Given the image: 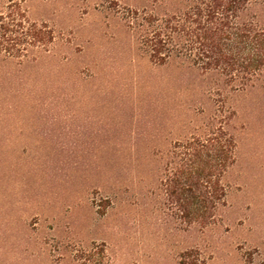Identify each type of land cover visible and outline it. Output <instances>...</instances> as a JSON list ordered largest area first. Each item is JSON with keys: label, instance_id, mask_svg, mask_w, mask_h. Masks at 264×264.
Here are the masks:
<instances>
[{"label": "rangeland", "instance_id": "rangeland-1", "mask_svg": "<svg viewBox=\"0 0 264 264\" xmlns=\"http://www.w3.org/2000/svg\"><path fill=\"white\" fill-rule=\"evenodd\" d=\"M22 1L54 40L0 58V264H264V74L236 93L152 63L123 11L154 0ZM221 125L226 205L191 224L166 193L174 145Z\"/></svg>", "mask_w": 264, "mask_h": 264}, {"label": "trees", "instance_id": "trees-1", "mask_svg": "<svg viewBox=\"0 0 264 264\" xmlns=\"http://www.w3.org/2000/svg\"><path fill=\"white\" fill-rule=\"evenodd\" d=\"M128 27L155 65L181 64L215 73L236 93L258 87L264 74V0H154L124 7ZM54 40L31 19L22 0L0 11V58L25 64L33 50ZM174 173L166 183L170 204L191 224L206 226L226 205L222 177L236 160V143L224 126L174 145Z\"/></svg>", "mask_w": 264, "mask_h": 264}]
</instances>
